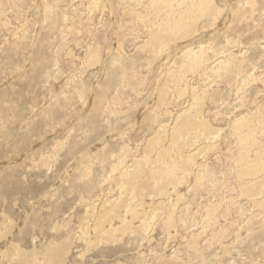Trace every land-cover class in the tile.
<instances>
[{
    "label": "rangeland",
    "instance_id": "rangeland-1",
    "mask_svg": "<svg viewBox=\"0 0 264 264\" xmlns=\"http://www.w3.org/2000/svg\"><path fill=\"white\" fill-rule=\"evenodd\" d=\"M179 2L0 0V264H264V0Z\"/></svg>",
    "mask_w": 264,
    "mask_h": 264
},
{
    "label": "bare ground",
    "instance_id": "bare-ground-1",
    "mask_svg": "<svg viewBox=\"0 0 264 264\" xmlns=\"http://www.w3.org/2000/svg\"><path fill=\"white\" fill-rule=\"evenodd\" d=\"M198 1H199V0H195L194 3H198ZM200 1H201V0H200ZM247 1H249V0H247ZM154 2H155V0H154ZM186 2H188V0H180L179 3L182 4V3H186ZM124 3H125V2H124ZM194 3H192V2H191V3H187L188 6H189L188 8H190V6H191L192 4H194ZM96 4H97V3H96ZM154 4H155V3H154ZM156 4H157V3H156ZM212 4H213V3H212ZM110 5H111V4H110ZM184 5H185V4H184ZM151 6H152V5H151ZM182 6H183V5H182ZM194 6H195V4H194ZM197 6H198V5H197ZM191 7L193 8V6H191ZM195 8L197 9L196 6H195ZM211 8H212V7H211ZM193 9H194V8H193ZM193 9H191V10L193 11ZM199 9H201V7H200ZM199 9H198V10H199ZM110 10H111V9H110ZM122 10H123V9H122ZM122 10H121V11H122ZM126 10H128V9H126ZM198 10H194V11H198ZM192 11H190V12L192 13ZM194 11H193V12H194ZM199 11L201 12V10H199ZM124 12H125V10H124ZM186 12H187V11H186ZM126 13H127V12H126ZM201 13H202V12H201ZM201 13H200V14H201ZM203 13H204V12H203ZM203 13H202V14H203ZM212 13H213V12H212ZM127 14H128V13H127ZM195 14H196V12H195ZM197 14H198V13H197ZM213 14H214V13H213ZM235 14H236V13H235ZM189 15H190V13H189ZM193 16H194V13H193ZM195 16H196V15H195ZM197 16H198V15H197ZM114 17H115V16H114ZM112 18H113V17H112ZM116 18H117V17H116ZM185 18H186V17H185ZM194 18H195V17H194ZM197 18H198V17H197ZM197 18H195V19L197 20ZM215 18H216V17H215ZM113 19H114V18H113ZM186 19H187V18H186ZM188 19H189V18H188ZM192 19H193V18H192ZM193 20H194V19H193ZM196 20H195V21H196ZM115 21H116V20H115ZM187 23H188V21H187ZM191 23H192V22H191ZM183 24H184V23H183ZM183 24H182V25H183ZM185 24H186V23H185ZM194 24H196V23H194ZM186 25H187V24H186ZM190 25H191V24H190ZM175 27H176V26H175ZM188 27H189V26H188ZM21 28H22V27H21ZM194 28H195V27H194ZM115 29H116V28H115ZM179 29H180V28H179ZM182 29H184V28H182ZM185 29H186V28H185ZM180 30H181V29H180ZM193 30H194V29H193ZM188 31H189V29H188ZM111 32H112V31H111ZM185 33L187 34V32H185ZM193 34H194V33H193ZM186 36H187V35H186ZM188 36H189V35H188ZM188 36H187V37H188ZM187 37H186V38H187ZM189 37H190V36H189ZM186 40L190 41L189 39H186ZM193 40H194V39H193ZM192 42H193V41H190L191 44H192ZM197 42H198V41H197ZM108 43H109V42H108ZM191 44H190V45H191ZM184 45H185V43H184ZM93 46H94V45H93ZM202 47H203V46H202ZM202 47H201V48H202ZM186 48H187V47H186ZM203 48H204V47H203ZM195 49H196V48H195ZM197 50H198V49H197ZM203 50H204V49H203ZM187 51H188V49H187ZM182 52H183V51H182ZM193 52H194V51H193ZM191 54H192V55H191L190 57H191V59H192L193 61L196 62V64H200V63L202 62V60H199V59H201V56L198 55V53L195 52V53H191ZM199 54H200V53H199ZM171 55H172V54H171ZM201 55H202V54H201ZM97 56H98V55H97ZM97 56H96V57H97ZM168 56H169V55H168ZM226 59H227V58H226ZM232 59H233V58H232ZM232 59H231V60H232ZM87 60H88V59H87ZM233 60H234V59H233ZM235 60L238 61V59H235ZM230 62H231V61H230ZM211 63H212V62H211ZM218 63H219V62H218ZM207 65H208V64H207ZM222 65H223V64H222ZM225 65H226V64H225ZM198 66H199V65H198ZM223 67H224V66H223ZM223 67H222V68H223ZM219 68L222 69L221 67H219ZM225 68H226V67H225ZM184 69H185V68H184ZM184 69H183V70H184ZM211 70H212V69H211ZM61 80H62V79H61ZM172 80H173V79H172ZM253 80H254V79H253ZM158 87H159V86H158ZM197 88H198V87H197ZM159 89H160V87H159ZM195 95H196V94H195ZM196 98L199 99L200 97H199V98L196 97ZM201 99H202V98H201ZM191 101H192V100H191ZM199 101H200V99H199ZM201 101H202V100H201ZM197 103H198V101H197ZM93 104H94V103H93ZM90 105L92 106V104H90ZM194 105H195V104H194ZM199 105H200V103H199ZM92 107H93V106H92ZM89 109H91V108H89ZM262 110H263V109H262ZM246 120H247V119H246ZM245 123H246V122H245ZM238 124H239V123H237V122L234 123V128H238V127L240 126V125H238ZM242 124H244V123H242ZM241 127H243V126L241 125ZM67 128H68V127H67ZM172 134H173V133H172ZM118 136H119V135H118ZM122 139H123V138H122ZM146 148H147V147H146ZM124 149H125V148H124ZM123 153H124V152H123ZM127 154H128V153H127ZM46 156H47V155H45V154L43 155V158H44L45 160H47V157H46ZM255 156H256V155H255ZM49 158H50V157H49ZM77 159H78V158H77ZM247 161H248V160H247ZM256 161H257V160H256ZM256 163H257V162H256ZM258 167H259V166H258ZM116 168H117V167H116ZM262 168H263V167H262ZM129 170H130V169H129ZM136 173H137V172H136ZM137 175H138V174H137ZM198 177H199V176H198ZM129 178H130V177H129ZM156 179H157V178H156ZM133 180H134V179H133ZM154 180H155V179H154ZM109 181H110V180H109ZM117 181H118V180H117ZM157 181H158V180H157ZM160 184H161V183H160ZM254 185H255V184H254ZM163 188H164V187H163ZM132 189H133V188H132ZM119 190H120V189H119ZM206 213H207V212H206ZM209 213H210V212H208V214H209ZM210 215H211V214H210ZM164 219H165V218H164ZM262 224H263V223H262ZM172 226H173V225H172ZM144 228H145V227H144ZM178 234H179V233H178ZM0 255H1V254H0ZM6 255H7V254H6Z\"/></svg>",
    "mask_w": 264,
    "mask_h": 264
}]
</instances>
